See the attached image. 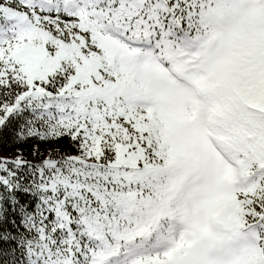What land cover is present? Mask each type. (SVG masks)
Listing matches in <instances>:
<instances>
[{
	"label": "snow or ice",
	"instance_id": "6c2138e0",
	"mask_svg": "<svg viewBox=\"0 0 264 264\" xmlns=\"http://www.w3.org/2000/svg\"><path fill=\"white\" fill-rule=\"evenodd\" d=\"M0 264H264V0H0Z\"/></svg>",
	"mask_w": 264,
	"mask_h": 264
}]
</instances>
